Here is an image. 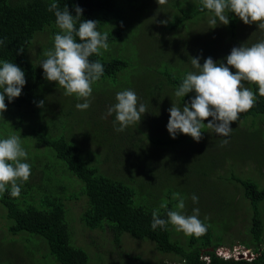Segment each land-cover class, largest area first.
Instances as JSON below:
<instances>
[{
  "label": "trees",
  "instance_id": "obj_1",
  "mask_svg": "<svg viewBox=\"0 0 264 264\" xmlns=\"http://www.w3.org/2000/svg\"><path fill=\"white\" fill-rule=\"evenodd\" d=\"M143 1L56 0L61 10L67 5L75 16V7L78 5L83 9L81 20L98 21L97 30L108 33L109 47L115 41L122 40L124 35L130 37V34L136 38L141 34L143 37L147 36L151 38L153 45V22L160 18H154L151 14L140 24L142 14L153 12L150 8L152 4ZM51 2L52 0H0V40L4 42L0 45V61L16 63L25 72L26 78L21 96L12 102L6 98L7 111L0 116L23 122L32 118L33 113L39 114L40 119H46L48 114L50 115L47 122L38 120L37 125L30 128L29 136H22V146L28 153L26 162L31 165V176L29 181L22 185L20 196L13 198L7 191L0 193V206L5 209L2 217L7 220V232L13 235L11 238L5 237V240L8 238L6 244L24 249L26 254L31 256L30 263L36 262L34 264H91V253L74 240L69 215V203L84 200L79 215L81 222L92 230H109L116 245H120L123 234L128 233L138 240L152 241L159 253L172 254L174 264H264V186L253 177L240 176L236 172L226 176V179L241 185L244 190L242 198L239 197L241 194H237L230 197L233 200L220 202V208L216 211H230L228 218L232 219V222L219 223L210 213L203 212L213 211V208H207L208 202L203 206L199 202L194 204L191 197L193 194L198 196V193L188 188V183L187 186L183 185V180H198L196 182L201 183L202 187L206 183L202 180H209L211 175L216 177L217 182L223 181L224 175L219 173V170H223L227 165L234 168L235 165L250 166L251 163H260L263 156L251 157L250 162L242 160V163H237L232 153L216 151L210 154L205 164L194 163L193 174L187 178L182 170L187 154L182 151L197 142L183 134H178L173 139L167 130L170 118L168 109L172 106V100L182 107L184 102H190L194 95L190 93L185 98H177L174 95L186 73L195 71L190 63L191 57L200 58L201 64L208 57L216 62L226 63L225 58L233 47L243 43L250 46L264 40V32L258 30V26L254 24L255 30L251 34V25L242 27L243 21L234 13H227L230 18V23L226 25L228 39L221 33V36H213V39L209 38L201 45L196 38L192 42L186 41L191 45V49L187 51L184 48V55L174 61L168 55L160 54L165 61L150 64L148 69L152 74L147 73L146 76L155 80L150 84L152 88H148L150 93L146 89L150 96H154L155 110H152L150 98L144 97L146 92L138 93L139 102L146 101L150 106L140 123L128 127L122 133L114 130L111 118L107 119V122H96L95 126L88 125L89 130L93 131L95 128L99 131L97 146L100 148L84 149L80 138L75 137L72 132L71 123L61 124V127L68 131L67 134L58 133V122L62 120V114H56L52 109L57 106V95L55 92L46 94V91H40L46 87L47 80L44 79L43 68L32 61L29 55L39 34L49 30L55 35L59 31L54 13L48 11ZM164 8L167 13H163L162 18H166L160 20H168V24L162 28L161 40L163 37L168 43V40L177 39L176 37L179 38L186 32L190 33L199 24L203 25L202 30H205L202 22L208 19L210 13L200 10V0H173ZM170 32L175 33L170 36ZM200 33L203 34L201 31ZM205 33L213 32L205 30ZM20 47L24 48L22 54H18ZM110 49L101 50L103 54L100 56L90 57L91 61L99 60L104 66V75L96 83L106 85L107 81V86L108 82L121 85L122 82L126 84L125 77L129 78L137 73L142 76L138 70L140 65L132 62V58L109 52ZM131 70L133 74L129 73ZM138 76L135 79L137 87H132L135 92L141 87L138 86ZM245 86L256 93L254 107L240 114L238 121L231 125L229 137L217 136L205 127L202 130L203 139L198 143H205L207 149L213 150L220 145L221 140H238L239 133L249 130L253 132L257 149H264V97L259 96L256 85ZM103 89L104 87L100 91ZM41 100L48 106L47 111L37 106ZM105 100L104 107L114 104L109 98ZM207 122L206 120L205 123ZM56 129L58 132L54 133ZM151 131L156 136H152ZM10 132L17 135L19 130ZM81 135L87 136L86 133ZM92 135L94 137V133ZM2 138L6 137L0 133V139ZM147 142H150L149 145ZM124 145L126 147H123ZM113 154L116 157L113 158ZM106 159H113L114 166L120 162L124 163L123 169L132 173L131 176L122 179L111 175L116 171L122 172V168L112 166L110 169H104L102 164ZM260 178L262 177H258V180ZM174 193H180L185 207L199 208V219L207 227L203 236L196 238L183 234V240L177 236L180 233L171 225L166 229L152 230L153 210L159 208L165 200L168 201L169 209H174L178 203L172 199ZM241 200L248 201L249 206L243 207ZM232 204L235 205L233 208ZM2 207L0 210L3 211ZM238 211H252L249 223L246 224L244 232L241 231L239 239L241 244L254 247L258 256L252 260L226 259L216 252L217 248L228 242L225 239H230L231 242L236 238V233L232 231ZM160 212L161 218L167 219L165 210L161 209ZM189 213L193 214V210H182V214ZM43 244L48 249L45 252L42 249ZM6 257L8 258L3 264H12L13 259L9 255ZM137 260L139 264H152L140 257H137ZM98 263L107 264L103 256L98 258Z\"/></svg>",
  "mask_w": 264,
  "mask_h": 264
},
{
  "label": "clouds",
  "instance_id": "obj_2",
  "mask_svg": "<svg viewBox=\"0 0 264 264\" xmlns=\"http://www.w3.org/2000/svg\"><path fill=\"white\" fill-rule=\"evenodd\" d=\"M156 2L160 8L167 0ZM200 10L210 13L208 23L214 26L213 29L220 24L228 25L230 18L227 13H234L245 25L255 24L258 30L264 32V0H200ZM48 11L54 13L59 31L54 35L53 47L42 53L45 59L40 66L43 68L44 79L56 82L57 86L64 89L65 96H75L78 101H82L76 104V108L85 111L91 106L93 84L104 75L103 64L99 60L91 61L90 57L100 56L103 54L101 50H108V33L97 30L98 21L81 20L83 9L78 5L75 7V16L67 5L61 10L56 0L49 4ZM160 23L166 26L168 20ZM3 43L0 40V45ZM23 51L24 48L20 47L18 54ZM225 59L226 63L208 57L201 64L200 58L191 57L190 63L195 71L186 73L174 95L177 98H185L190 93L194 95L182 107L172 100V106L168 109L170 118L167 130L173 139L183 134L198 143L203 139L202 130L205 127L217 136L229 137L231 125L238 121L240 114L252 109L256 103V93L245 84L256 85L259 96L264 97V40L250 46L243 43L233 47ZM25 85V72L21 67L7 60L0 61V114L7 111L6 98L12 102L20 97ZM115 101L107 108L102 119L112 118L117 133L140 123L142 116L147 113L146 105L139 102L134 90L117 92ZM44 104L41 100L37 106L43 108ZM228 143V139H223L220 146ZM27 159L28 153L22 146L20 136L13 134L0 139V193L7 191L13 198L20 196L22 185L31 176V165L26 162ZM172 199L178 201L174 209H169L168 201L165 200L159 208L153 210L152 230L166 229L171 225L185 236H203L207 227L199 219V208H194L192 215H185L182 214L185 201L180 193H174ZM191 199L194 204L199 202L195 194ZM161 209L165 210L167 219L161 218ZM217 250V254L226 259L252 260L258 256L255 252L252 257L253 253L250 252V256L236 258L225 256Z\"/></svg>",
  "mask_w": 264,
  "mask_h": 264
},
{
  "label": "rangeland",
  "instance_id": "obj_3",
  "mask_svg": "<svg viewBox=\"0 0 264 264\" xmlns=\"http://www.w3.org/2000/svg\"><path fill=\"white\" fill-rule=\"evenodd\" d=\"M173 0H167L166 4L168 2H171ZM144 3H151L152 6H150L151 11L146 14H142L139 23L142 24L146 19H148L151 14L154 18H162L163 13H167V9L164 8L163 5L159 8L158 3L156 0H144ZM170 17H168L169 19ZM209 18V15L207 16ZM157 20L153 22L152 31H153V37L152 42L153 45H151V38H148L147 36H144L141 34L140 37L136 38L133 37V34H130V37L127 35H124V38L120 41H115L109 48V52H113L114 54H117L119 56L123 55L129 58H132V62H136L137 66H139V73L142 76H138V73L127 78L125 77L124 80H126L125 83H121V85H114L107 81L105 82L106 85H102L100 83L93 84V94L91 99V106L89 109L85 111L77 110L76 104L78 101L75 96H65L64 89L57 86L56 82H48L46 84V87H43L42 92L46 91V94L49 92L56 93L57 99V106L53 107L52 109L56 114H62L61 121L58 122L59 125V132L56 129L54 133L58 132L67 134V130L63 129L61 127V124H69L71 125L72 132L75 133V137H79L81 143L84 146V149L91 148V149H98L100 148L97 146V143L99 142V131L93 128L92 130H89L88 125L95 126L96 122H107V119H102V116L106 113L108 106L104 105V100L109 98L113 103H115V96L116 93L125 89H131L134 90L136 86L135 79L138 76V87L137 92H135L137 95L138 93H145L146 89L147 92L150 93V90L148 88H152L150 84H153L155 80L151 76L146 77L147 73L149 75L152 74V71L148 69V66L150 64L155 65V61L157 63L165 61V58L160 57V54L168 55L174 60L181 58V55L184 53V48L189 51L191 49V45L188 42H192L196 40L201 45L202 42L206 41L207 39H213V36L219 37L220 34H223V37L228 39L229 33L227 31V26L225 25H218L216 28H212L214 26H211L208 23V19L204 20L202 24H204L205 30H212L213 33H205V30L203 31V25L199 24L196 25L191 31L186 32L179 38L174 40H168L164 39L162 37V40L160 39V33L163 31L162 28L164 25L160 23L161 20ZM254 24H252V31L251 34L254 32ZM248 25H245L242 23V27H246ZM161 29V30H159ZM203 32V34L200 33ZM250 32V31H246ZM175 33V32H174ZM173 32H170L169 35L173 36ZM54 43V35L49 30L46 32H43L37 36V39L35 40V43L33 47L30 50V59L39 65L41 64L42 60L45 59V57L42 55L43 51L48 50L53 47ZM108 48V49H109ZM108 52V51H107ZM154 52V54H153ZM184 55V54H183ZM136 69V70H137ZM130 74H133L134 72L131 70L129 71ZM126 76V74L124 75ZM129 80V81H128ZM104 87L103 90L100 91V89ZM134 87V88H132ZM145 93L146 95L144 97L150 98V103L152 110L154 111V96H150L148 93ZM105 103H107V100H105ZM143 104L146 105L147 111L149 110L148 103L146 101H142ZM156 104V103H155ZM104 111H101V109ZM169 108V105L167 104V109ZM100 109V110H99ZM48 106L44 105L43 111H47ZM73 111V112H71ZM169 112V111H168ZM70 113V114H69ZM50 115L48 114L47 118ZM40 119L39 114L33 113L32 118H27L26 121L21 122L20 120L13 121L12 118L8 117H2L0 116V133L5 136L6 138L11 134V130H19L18 136L21 137L22 141L24 139L22 136H29L30 128L33 127V125H37L38 120L40 122H47L49 119ZM55 118L57 119V115H55ZM8 119V120H6ZM110 119V118H109ZM112 119V118H111ZM14 123V125H12ZM243 126V125H242ZM79 132V133H78ZM86 133L87 136H83L81 134ZM94 133V137L93 134ZM163 135H166L165 133H162ZM161 134V135H162ZM152 136H156L151 131ZM160 135V136H161ZM91 136V137H90ZM239 140V141H238ZM238 140L233 139L229 140V143L226 146L221 147L218 145L217 148L211 150V148L207 149V145L205 143H195L190 144L187 149H181L183 154H187V158L184 159L183 162V175H185L187 178L192 176V166L194 163H197L199 165L205 164V161L208 160V157L211 153L220 151L225 153L230 152L232 153V156L235 158L237 163H242V160L246 162H250L251 157H260L263 156V161L260 163H251L249 165H242L238 166L235 165L234 168H231L230 165H227L226 168L223 170H219V173L224 175L223 181H218L214 175L210 176V179L205 178L202 181H205L206 183L201 187V183H197L198 180H193V182H189L186 180H183V185H186L188 183V188H192L193 192L198 193L199 197V204L201 206L205 205L207 202V208H213V211H203L206 212V214H211L212 217L216 218L219 223L232 222V219H229V213L230 211H216L220 208V202L221 201H227L232 198H230L232 195L241 194L239 197L242 198L243 190L241 185H237L234 182H232L229 179H226V176H229L230 173H237L240 176H251L254 180H257L261 186H264V174H262V171H264V149H257L256 146V140L253 135L252 131H243L239 133ZM147 141V140H146ZM150 143V142H149ZM147 142V145H149ZM123 147H126L125 145ZM151 147V146H150ZM187 150V151H186ZM209 150V151H208ZM189 155V156H188ZM116 157V155L113 154V158ZM101 159H103L101 157ZM202 159V162H201ZM113 159H106V161H103L102 167L104 169H109L113 166L114 168H122V172L116 171L112 173L114 177L125 179L126 177H130L132 173H128L123 169L125 167V164L120 162L117 163V166H114ZM131 172V171H130ZM217 176V175H216ZM258 177H262L258 180ZM219 179L220 176H218ZM184 188V187H183ZM211 198V200H210ZM215 199V200H214ZM214 200V201H213ZM233 200V199H232ZM84 200H78L73 201L69 203V215H70V224H71V230L74 235V240L76 244L84 246L90 253H91V264H99L98 258L100 256H103L106 259L107 264H139V261L137 260V257H140L144 260L150 261L152 264H160V263H166V264H174V256L172 254L167 253H159V251L155 248V245L150 240H138L134 237H132L128 233H124L122 236V241L120 245H116L113 240L112 236L109 233V230H92L87 228L79 219L80 212L82 210ZM241 205L243 207H248V201H242ZM194 206V205H193ZM196 206V205H195ZM235 205L232 204V208ZM2 206H0L1 208ZM194 208V207H193ZM197 208V207H196ZM3 211L0 210V264H3L8 257H11L13 259L12 264H34L36 262L30 263V255L26 254V251L24 249L20 250L16 245L10 246L7 243V239L10 237H13V235L9 234L7 232V220L2 217L4 215L5 209L2 207ZM193 209H189L185 207L183 211H190ZM246 210V209H245ZM236 220L233 228V233L235 232L236 238H233L230 242V239H225L226 242L223 244V246H220L217 251L224 252L223 254H228L230 256H234V254L238 255L241 253H248L250 256L251 253H255L254 247H248L245 244H241L239 239L241 238V231L244 232L246 224L249 223V218L252 215V211H238L236 213ZM192 215V214H187ZM205 215V213H204ZM68 218V215H67ZM27 233V232H25ZM177 236L182 238L183 233L179 232ZM5 237H8L5 240ZM3 239V241H2ZM4 242V244H3ZM42 249L45 252L47 249L46 245H42ZM39 253V252H38ZM42 253V252H41ZM40 253V255H41ZM39 255V256H40ZM37 256V255H36ZM41 258V257H39ZM44 264H51V263H44ZM57 264V263H55Z\"/></svg>",
  "mask_w": 264,
  "mask_h": 264
},
{
  "label": "built area",
  "instance_id": "obj_4",
  "mask_svg": "<svg viewBox=\"0 0 264 264\" xmlns=\"http://www.w3.org/2000/svg\"><path fill=\"white\" fill-rule=\"evenodd\" d=\"M221 254H223L224 252H220ZM223 255H225V256H229V253L228 254H223ZM248 255V253H241V254H238V255H236V254H234V257H236V258H240V257H245V256H247ZM255 254H252V257L254 256Z\"/></svg>",
  "mask_w": 264,
  "mask_h": 264
},
{
  "label": "water",
  "instance_id": "obj_5",
  "mask_svg": "<svg viewBox=\"0 0 264 264\" xmlns=\"http://www.w3.org/2000/svg\"><path fill=\"white\" fill-rule=\"evenodd\" d=\"M211 249H213V247Z\"/></svg>",
  "mask_w": 264,
  "mask_h": 264
}]
</instances>
